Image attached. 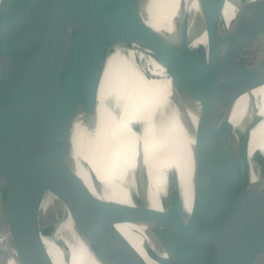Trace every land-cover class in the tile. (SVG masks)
Returning <instances> with one entry per match:
<instances>
[{"label":"water","instance_id":"95a60500","mask_svg":"<svg viewBox=\"0 0 264 264\" xmlns=\"http://www.w3.org/2000/svg\"><path fill=\"white\" fill-rule=\"evenodd\" d=\"M226 2L197 0L195 15L181 3L167 33L149 20V0H0V238L15 264H55L44 238L67 213L85 241L92 213L74 135L79 124L92 128V91L119 48L147 53L165 70L172 103L192 137V174L185 213L178 171L163 172L173 163L184 170L183 155L160 160L166 195L161 210L151 207L139 142L126 185L137 196L120 203L118 224L146 228L153 246L143 248L155 264H264V209L257 216L254 207L264 196V163L253 180L248 159L260 116L251 105L241 134L231 121L238 100L264 91V9L257 16L259 0H239L227 25ZM203 34L206 44L194 45ZM136 63L143 76L156 78L144 60ZM187 108L197 115L196 130ZM52 203L64 218L42 228L41 212ZM61 236L56 242L63 247L67 232ZM122 243L125 264H148L123 235Z\"/></svg>","mask_w":264,"mask_h":264},{"label":"bare ground","instance_id":"6f19581e","mask_svg":"<svg viewBox=\"0 0 264 264\" xmlns=\"http://www.w3.org/2000/svg\"><path fill=\"white\" fill-rule=\"evenodd\" d=\"M238 1L226 2L223 16L227 25L235 15L234 4ZM259 1L253 11L257 16L264 9V0ZM181 3L191 15L197 13V0H149V20L159 30L172 32L179 17ZM255 17L252 16L251 22ZM199 43L206 44L205 34L194 41V45ZM137 60H144L150 75L156 78L143 76ZM171 99L169 77L147 53L119 48L108 59L91 94L93 126L88 130L79 124L74 135L78 174L85 183L86 197L92 213L86 222L85 244L74 231L67 213L66 220L55 234L44 238L55 264H125L122 235L148 264H155L148 259L143 248V243L153 246L146 228L128 223L118 224V218L120 203L131 204V195L137 196L136 188L127 191L126 185L135 170L133 160L137 155L139 142L142 143L144 162L150 178V206L161 210L162 200L166 195V191L162 189L166 183L159 178V161L175 153L177 157L183 155L185 169L178 163H173L175 165L165 167L163 172L170 169L178 171L183 210L189 213L191 209L192 137L181 124L180 112ZM251 105L257 108L256 114L260 116L251 129L248 153L251 178L257 180L259 163H264V91L254 97L238 100L233 108L231 121L235 131L241 134ZM187 109L190 128L196 130L197 115L190 108ZM137 130L140 133H136ZM262 177L264 178V173ZM255 199L257 200L256 194ZM254 207L259 216L264 209V196L260 194ZM63 231L67 232V236L63 239L65 246L61 247L56 239L62 238ZM0 245V264H15L13 252L2 237ZM227 264H230V260Z\"/></svg>","mask_w":264,"mask_h":264},{"label":"rangeland","instance_id":"374dc122","mask_svg":"<svg viewBox=\"0 0 264 264\" xmlns=\"http://www.w3.org/2000/svg\"><path fill=\"white\" fill-rule=\"evenodd\" d=\"M256 161L258 158L256 157ZM260 165V164H259ZM64 218V211L58 203H52L47 206V208L41 212L40 221L42 228L49 226H55L59 221ZM0 245V251L1 249Z\"/></svg>","mask_w":264,"mask_h":264}]
</instances>
